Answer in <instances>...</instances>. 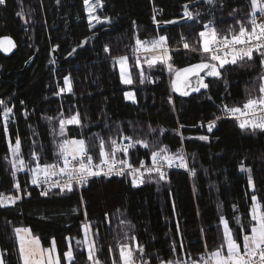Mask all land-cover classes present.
Segmentation results:
<instances>
[{"label":"trees","instance_id":"trees-1","mask_svg":"<svg viewBox=\"0 0 264 264\" xmlns=\"http://www.w3.org/2000/svg\"><path fill=\"white\" fill-rule=\"evenodd\" d=\"M101 3L97 16L111 22L94 28L89 26L84 0H6L0 6V37L10 36L17 44L10 57L0 53V100L13 108L8 140L14 144L19 136L26 161L33 150L43 148L41 163L52 162V129L58 128V118L61 113L64 118L79 113L83 127L67 125L68 138L87 140L94 157L99 154L97 136L108 142L109 138L120 141L126 135L147 140L150 145L130 148L129 163L150 162L151 151L166 146L170 153L183 151L194 174L182 168L170 171L167 182H145L140 187H133L127 176L92 177L80 191L75 187L70 193L42 197L32 188L28 173L18 172L16 182L31 195L21 191L22 198L14 206L0 208V254L5 264H20L15 227L29 228L43 247H50L54 239L58 255L63 257L69 243L76 247V240L83 239L85 223L90 225L103 264H113V260L119 264L118 244H132L130 237L144 247L148 264L187 259L188 255L199 258L221 242L220 215L238 238L240 226L235 217L244 225L248 223L252 192L249 172L241 171L242 164L250 170L256 195L264 202V133L241 131L237 123L226 120L217 121L210 134L199 129L219 115V107L240 106L249 94L258 95L260 57L254 54L253 61H245L244 66L226 65L221 78H204L207 89L181 96L172 91V74L163 65L151 69L144 65L150 79L140 83L137 54L133 53L137 37L152 40L163 35L173 50L171 63L176 68L199 63L206 55L184 49L181 36L199 49L198 33L204 24L224 34L230 27L238 30L237 21L248 22L249 0H216L214 5L203 0ZM184 5H189L193 19L183 24L166 23L182 18ZM154 14L160 23L153 22ZM106 27L109 30L101 32ZM93 33L97 35L72 59L54 62V46L58 47V58L64 59ZM119 56L129 57L130 88L136 93V103L124 99L126 88L114 65ZM66 76L72 91L60 93ZM47 117L55 119L49 122ZM201 135L209 139L201 141ZM8 140L0 120V193L15 195L6 161ZM119 155L123 158V153ZM72 237L75 239H66ZM181 244L184 253L179 252ZM74 264H88L85 248L77 247Z\"/></svg>","mask_w":264,"mask_h":264},{"label":"snow or ice","instance_id":"snow-or-ice-1","mask_svg":"<svg viewBox=\"0 0 264 264\" xmlns=\"http://www.w3.org/2000/svg\"><path fill=\"white\" fill-rule=\"evenodd\" d=\"M205 4L214 5L216 0H203ZM59 3V0H57ZM6 4V0H0V6ZM250 8L247 13L249 19L247 24L237 21L240 25L238 30L229 28L227 34L221 33L216 27L210 24H204L203 31H199V49L190 45L186 39L181 36L180 43L183 48L190 51H199L206 54L201 62L191 64L184 68H176L172 61L171 50L168 45V39L159 35L152 40L135 39L133 53L137 54L135 58V67L140 69V83L150 79L144 72L143 67L147 65L149 69L157 64L166 67L174 78L171 79V89L181 96L189 95V90L193 92L200 91L201 88L207 89L208 83L204 82V76L221 78L222 69L225 65L244 66V62H251L254 54L260 57V67L262 72L259 76L258 95L249 94L242 106L224 105L222 111L235 119L237 126L241 131L257 130L264 133V0H249ZM85 11L88 14L90 28L95 27L92 21L96 23H110V19L105 17L103 20L94 15L97 6L102 7L101 0H96V4H90L89 0H84ZM236 9H233L235 12ZM155 13V10H154ZM233 13H229L232 15ZM18 16L23 18V13L18 12ZM196 15H199L197 13ZM183 17L193 19V13L184 5ZM154 23H160L153 16ZM167 21L166 23H174ZM82 46V45H81ZM16 45L10 38L0 39V50L10 52ZM55 51V49H53ZM73 52L76 51L74 48ZM105 52L109 49L105 47ZM140 54H143L142 56ZM71 55V53H69ZM120 66V79L124 84H132L133 77L129 70V57L119 56L114 58ZM250 66V65H249ZM204 73V76L201 75ZM72 83L69 77H64V86L60 88V93L71 92ZM126 99L135 97L132 93H125ZM171 103V98H169ZM13 117V108L9 107L4 100H0V120L3 123V131L6 140L9 136V121ZM46 119L51 122L53 117ZM217 116L207 124L208 132H212L216 126ZM58 128L52 129L54 158L52 162L41 163L40 152L33 150L30 160L23 158L21 148L22 142L19 136L16 137L15 143L8 140L7 163L10 165L11 176L13 178V188L15 195L0 193V208L14 206L22 197L21 191L30 196L31 193L16 182L18 172H27L30 176V183L41 189L40 196L47 197L50 193L54 195H63L74 191L75 187H82L87 184L92 177L126 175L131 177L133 187H137L145 182H167V173L165 168H183L194 174V170L189 168L186 156L183 151L170 153L166 146L158 150L151 151V165L146 166L143 161L139 166H133L129 163V149L136 144L144 148H149L147 140H133L132 137L122 135L120 141L109 138L106 142L97 136L99 154L98 158L91 154L88 141L84 138H68L66 131L67 125H76L83 127L80 114L76 113L70 117L64 118L61 113L58 118ZM183 127V125H181ZM149 131H155L149 129ZM163 131V130H161ZM201 141L209 139L206 135L198 137ZM123 141H128L125 144ZM123 153V158L119 155ZM241 171L249 172L248 188L251 190L250 206L248 209V223H241L239 216L235 217V222L240 226L239 238L230 227L229 221L224 215L219 216V224L222 226L221 242L213 249H206L200 254L199 258L188 255L187 259L178 257L173 260L161 261V264H264V202L258 198L255 191V184L250 174V170L241 165ZM55 178V179H54ZM58 189V192H53ZM83 203V198L81 199ZM235 211V209H234ZM179 233V228L177 229ZM83 239L76 240V247L69 243L68 248L63 253V260L66 264H74L77 247H83L87 251L88 264H103L98 257L99 249L96 242L91 238L93 236L90 225H82ZM13 233L18 243V252L20 264H61V257L57 255L56 242L53 239L50 247H42L39 238L35 237L29 228L15 227ZM69 240L75 239L66 238ZM132 244L119 243V264H148L144 259L146 253L143 246L136 242L135 237H130ZM112 249H109L111 252ZM173 253L177 249L173 247ZM179 252L184 253L183 245L179 247ZM0 264H5L3 254H0ZM113 264L117 261L113 260Z\"/></svg>","mask_w":264,"mask_h":264},{"label":"water","instance_id":"water-1","mask_svg":"<svg viewBox=\"0 0 264 264\" xmlns=\"http://www.w3.org/2000/svg\"><path fill=\"white\" fill-rule=\"evenodd\" d=\"M187 6H188V8H189V5H187ZM183 13H184V11H183ZM189 21H190L189 19H186V18L182 17V18L176 20V21L174 22V24H183V23H187V22H189ZM107 30H109L108 27L103 28L101 32H106ZM96 35H97V33H93L92 35H90V37H87V38L83 39V40L80 42V44H79L78 46L75 47L76 51H75V52L71 51V52H70L71 55L68 54L64 59H59V58H58V53H57V51H58V47H57V46H54L53 49H55V51H53V49H52V54H51V55H52V59H53L54 62L57 63V64H58V63H62V62H66V61L72 59V58L76 55V53H77L79 50H82V49L86 46L87 42H88L91 38H93L94 36H96ZM4 38H10V39L14 42V44L16 45L15 48H13L10 52H7V53L4 52V51H2V50H0V53H1L4 57H10V56L13 55V54L15 53V51L17 50V44H16L15 40H14L13 38H11L10 36H3V37H0V39H4ZM81 45H82V46H81ZM32 61H33V57L30 58V59L26 62L24 68H25V69L28 68V67L30 66V64L32 63ZM201 75L204 76V73H201ZM204 78H212V77L204 76ZM191 93H196V92H193V91L189 90V94H191Z\"/></svg>","mask_w":264,"mask_h":264},{"label":"built area","instance_id":"built-area-1","mask_svg":"<svg viewBox=\"0 0 264 264\" xmlns=\"http://www.w3.org/2000/svg\"><path fill=\"white\" fill-rule=\"evenodd\" d=\"M199 53V52H198ZM200 54V53H199ZM240 106H242V105H240ZM229 107H232V106H229ZM222 109H223V107H219V117H220V119L219 120H226V121H232V122H235V123H237L236 122V120L235 119H233V118H231L230 117V115H228V114H225L223 111H222ZM215 119V118H214ZM214 119H212V120H214ZM219 120H216V122L217 121H219ZM209 122V121H208ZM208 122H205V123H203V124H201L200 126H199V129L201 130V131H204L206 134H210L211 132H208V130H207V124H208ZM215 128V127H214ZM214 130V129H213ZM144 162V164L146 165V166H150L151 165V161L150 162H145V161H143ZM133 166H136V167H138L139 166V163L137 164V165H133ZM175 170H182V168H176V167H173V168H165V171H166V173L168 174L170 171H175ZM185 170V169H184ZM186 171V170H185ZM116 176H118V175H111V176H108L107 178H110V177H116ZM121 176H126V175H121ZM99 177H105V176H99ZM128 178H130L131 179V177H129V176H127ZM55 179V178H54ZM32 186V188H34L36 191H38V192H40L41 191V189L39 188V187H36V186H34V185H31ZM141 185H139L138 187H140ZM83 187V186H82ZM82 187H76L77 188V190L78 191H80L81 190V188ZM54 190H58V189H54ZM59 191V190H58ZM3 208H9V207H3Z\"/></svg>","mask_w":264,"mask_h":264},{"label":"rangeland","instance_id":"rangeland-1","mask_svg":"<svg viewBox=\"0 0 264 264\" xmlns=\"http://www.w3.org/2000/svg\"><path fill=\"white\" fill-rule=\"evenodd\" d=\"M89 3L90 4H96L95 3V1L94 0H89ZM94 15H95V13H94ZM88 16V15H87ZM88 21H89V19H88ZM93 21H95V20H93ZM93 21H92V24H93ZM200 54H202L201 52H199ZM141 56L143 55V54H140ZM202 55H206V54H202ZM129 63V70H130V62H128ZM114 65H115V68H116V70H117V72H118V75H119V79H120V66H119V64L114 60ZM145 66H147V65H145ZM226 66V65H225ZM168 72V71H167ZM130 73H131V70H130ZM171 78H174V76H173V74L171 75ZM120 82H121V79H120ZM121 84L126 88L125 89V91H124V93H123V96H124V99L127 101V102H129V103H136L137 102V96H136V93H135V91L132 89V88H130V86L132 85V84H124V83H122L121 82ZM126 92H130V93H132L133 95H134V97H135V102H133V100L132 99H126L125 98V93ZM23 228H27V227H23ZM221 229H222V226H221ZM35 237H37V236H35ZM38 238V237H37ZM42 245V244H41ZM43 247V246H42ZM86 250V249H85ZM87 252V251H86ZM57 255H58V252H57ZM61 264H66V261H64L63 260V257H61Z\"/></svg>","mask_w":264,"mask_h":264},{"label":"crops","instance_id":"crops-1","mask_svg":"<svg viewBox=\"0 0 264 264\" xmlns=\"http://www.w3.org/2000/svg\"><path fill=\"white\" fill-rule=\"evenodd\" d=\"M95 1V3H96V0H94ZM99 6H97V8H96V11H95V15L97 16V12H98V10H99ZM86 15H88L87 13H86ZM89 18H88V16H87V20H88ZM88 23H89V21H88ZM93 24L95 25V27L96 26H100V25H104V24H106V23H96V21H93ZM92 28H94V27H92Z\"/></svg>","mask_w":264,"mask_h":264}]
</instances>
